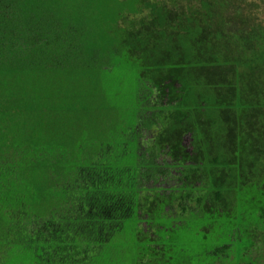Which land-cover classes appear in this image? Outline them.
Wrapping results in <instances>:
<instances>
[{"label":"trees","instance_id":"1","mask_svg":"<svg viewBox=\"0 0 264 264\" xmlns=\"http://www.w3.org/2000/svg\"><path fill=\"white\" fill-rule=\"evenodd\" d=\"M45 1L0 28V264H264V0Z\"/></svg>","mask_w":264,"mask_h":264},{"label":"rangeland","instance_id":"2","mask_svg":"<svg viewBox=\"0 0 264 264\" xmlns=\"http://www.w3.org/2000/svg\"><path fill=\"white\" fill-rule=\"evenodd\" d=\"M26 0H0V8H2V10L0 9V28H3V26L5 25V18H7V14H12L13 17H16V19L18 20V23L21 26L23 25V20H24V16L25 14H39L37 8H38V4L41 3V8L46 12L48 11V6L49 5L47 3V1L45 0H36L34 1V4L36 6H29L24 8L23 6H21L23 3H25ZM52 6V5H49ZM23 8V10H22ZM103 24L102 25H106L107 27L111 28L112 26L116 25L117 23V17L115 15H113L111 12L107 13L106 16L102 19ZM55 19H51L50 17H47V22L46 25L47 27H39L40 31L46 30L48 29L49 31L52 32V30L55 27ZM35 28V26H32V30H26L25 34H21L22 36V40L19 42L18 44H12L8 38L7 40V45L8 46H12L16 51L21 50V60H20V66H24V68L28 69L29 67H33L35 64H38L40 62V56H41V51L43 49V38L40 37L39 35H37L33 29ZM112 29V28H111ZM47 31V30H46ZM48 34V33H47ZM52 35V33H51ZM83 33H79L77 35L78 41H76V45L79 44H83L84 43H90L92 44L95 41L96 38H82L81 36H83ZM17 40L14 38V42H16ZM100 45V44H98ZM77 48H79V46L77 45ZM86 49L82 50V55L84 56V58H86ZM98 58V57H97ZM89 60H93V55H90L88 57ZM105 62V61H104ZM134 72H129V71H122L120 73V78L123 80H119L117 78V84L112 83L113 85H109L108 87L111 89L110 91H107L105 88V83L107 82L104 79L102 88L104 89V91L100 90L99 92V97H100V101L101 103H103L104 101V97L105 95H107V101L105 104H111V103H116V105H119L120 99H121V94H124V92L127 90V88L129 87L127 84V80L129 79H134ZM38 76L43 79V80H47L45 76H40V74H38ZM63 75L59 76L56 78V80L60 81L63 79ZM18 80V79H17ZM21 86V84H20ZM112 87V88H111ZM106 92V93H105ZM188 138H185V143L186 145H188Z\"/></svg>","mask_w":264,"mask_h":264}]
</instances>
